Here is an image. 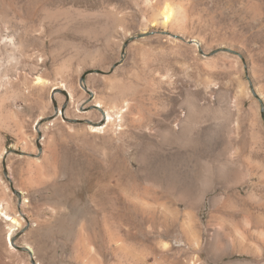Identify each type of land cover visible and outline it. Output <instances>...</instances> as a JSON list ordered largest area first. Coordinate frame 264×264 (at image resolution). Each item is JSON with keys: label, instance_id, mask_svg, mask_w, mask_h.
Segmentation results:
<instances>
[{"label": "rangeland", "instance_id": "rangeland-1", "mask_svg": "<svg viewBox=\"0 0 264 264\" xmlns=\"http://www.w3.org/2000/svg\"><path fill=\"white\" fill-rule=\"evenodd\" d=\"M262 115L264 0H0V264H264Z\"/></svg>", "mask_w": 264, "mask_h": 264}, {"label": "water", "instance_id": "water-1", "mask_svg": "<svg viewBox=\"0 0 264 264\" xmlns=\"http://www.w3.org/2000/svg\"><path fill=\"white\" fill-rule=\"evenodd\" d=\"M161 33H165V32L162 31ZM89 72H90V71H89ZM89 72H85V73L82 75L81 79H84V78H85V75H86L87 73H89ZM61 92L65 95L66 100H68V99H69V93H68L65 89H62ZM51 97H52V94H51ZM61 112H62V111H61ZM262 117H263V119H264V115H262Z\"/></svg>", "mask_w": 264, "mask_h": 264}, {"label": "bare ground", "instance_id": "bare-ground-1", "mask_svg": "<svg viewBox=\"0 0 264 264\" xmlns=\"http://www.w3.org/2000/svg\"><path fill=\"white\" fill-rule=\"evenodd\" d=\"M40 81V80H39ZM42 81V80H41ZM120 113V112H119ZM107 121L106 122H109L110 121V119H111V116H110V114L107 112ZM98 125V124H97ZM95 126V125H94ZM3 214H5V213H3ZM11 218V217H10Z\"/></svg>", "mask_w": 264, "mask_h": 264}]
</instances>
